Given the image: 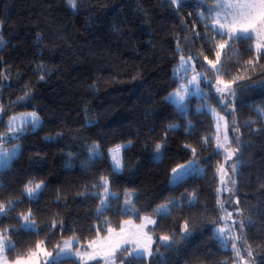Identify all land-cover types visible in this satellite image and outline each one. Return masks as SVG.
<instances>
[{"label":"trees","instance_id":"obj_1","mask_svg":"<svg viewBox=\"0 0 264 264\" xmlns=\"http://www.w3.org/2000/svg\"><path fill=\"white\" fill-rule=\"evenodd\" d=\"M75 3L73 8L68 0H0V134L8 133L16 114L36 112L41 118L39 127H26L19 140L0 138L4 146L19 145L10 166L0 170V201H12L14 208L0 216V224L9 229L16 253L39 240L50 241L48 250L72 236L86 243L96 238L97 226L101 237L107 234L105 220L119 230L123 221L156 215V208L172 201L170 215L163 220L157 215L152 260L132 264H232V250L214 231L222 223L216 169L224 163L215 145V120L199 108L202 101L192 94L189 78L174 72L182 54L193 56L200 69H206L205 56L215 58L221 36L204 5L199 0L179 8L168 0ZM255 42L230 41L221 55V74L225 80L246 77L233 84L243 159L235 192L245 241L254 263L264 264V52L255 69L244 63L255 59ZM182 85L191 93L183 111L169 100ZM96 145L100 155L93 157ZM117 145L129 147L122 149L123 168L113 172L110 149ZM185 145L197 149L203 172L174 183L172 169L193 159ZM102 176L119 198L98 218L100 200L94 194L102 193ZM30 182L42 183L36 198L25 195ZM132 192L138 214L129 215L124 199ZM29 210L39 235L20 227L17 218ZM53 221L56 227L50 228ZM185 221L190 234L183 231ZM162 234L172 236L174 246L159 242ZM14 254L7 252L10 261Z\"/></svg>","mask_w":264,"mask_h":264},{"label":"snow or ice","instance_id":"obj_2","mask_svg":"<svg viewBox=\"0 0 264 264\" xmlns=\"http://www.w3.org/2000/svg\"><path fill=\"white\" fill-rule=\"evenodd\" d=\"M69 4L75 8V0H68ZM201 4L204 5L207 12V19L211 20L213 25V30L221 36V40L215 45V58L208 59L207 56L204 59L210 66V69L215 73V85L216 92L220 94L221 102L224 105L226 111H228L233 117L235 115L234 108L230 107L231 98L235 97V90L233 89V84L237 80L245 79L244 75H237L229 80L223 78L221 55L225 48L229 47V42H236L240 40H255L254 50L256 52V57L254 60L250 59L245 61L247 68L255 69L258 65L260 54L264 51V0H216V3L212 6L207 4V0H200ZM170 5H175L179 8L184 0H168ZM203 15V13H202ZM181 68L186 74L189 70L194 69V64L190 63L192 57L189 56L185 60L184 56L180 57ZM246 68V70H247ZM206 79V75L203 73H197L191 77L187 82L188 85H195L197 91H199V80L201 78ZM43 79V77H41ZM191 95L189 88L182 85L181 88L177 89L170 97L169 100L177 106V108L183 111L186 107L185 97ZM2 110V109H0ZM214 112V110H212ZM217 117L216 122V136L214 137L217 154L223 155L224 163L217 166V174L219 175L220 182L223 187V191L231 192L233 189L228 187L229 181L226 180L228 177V169L225 168V164L232 160L238 148H232L230 145L232 141L228 136V121L224 116H219L214 113ZM264 115V112L261 113ZM40 123L39 116L35 113L22 114L21 116H13L9 119L7 127L8 133L0 134V138L7 136L10 140H19L23 132L25 131L26 125H31L34 129ZM233 131L239 132V128L235 125V119L233 118ZM170 128L176 127V125H170ZM222 131V135H221ZM209 137L203 138V142L207 143ZM236 140L237 145H239V136L233 137ZM99 146L96 145L92 149V155H100L96 149ZM129 147V145H117L110 149V156L112 161L113 172H119L123 168V156L122 149ZM189 148L193 159L189 160L186 164L178 165L172 169V180L174 183H179L185 180L187 177L202 173L203 169L200 167L198 160L196 159L197 149L191 145H185ZM162 148L161 144L156 145V152L159 153ZM222 150V151H221ZM19 151V145L16 146L11 152L5 150L2 145H0V170H3L10 166L11 160L16 156ZM242 164V156L239 161L232 163L229 167L233 174H235L237 169V164ZM232 185H235V180H230ZM99 187L102 188V193H95L96 198L100 200V205L97 208V216H103L107 210L111 209V200L118 199L116 193L110 191V181L107 176L100 177ZM42 190V183H36L34 186L31 182L25 185V195L30 198L38 197L40 191ZM190 203L195 202V194L193 193L190 197ZM219 203V201H218ZM239 203V200H236ZM220 207L223 209V204L220 203ZM13 202L8 201L7 204L0 201V216L7 217L12 211ZM155 213L161 217V220L167 215L171 214V208L168 204L160 205L156 208ZM241 214L242 209L238 210ZM124 212L126 214H138L135 205L132 202V193H126L124 199ZM228 218L232 217V213L229 212ZM17 219L21 220L20 227L28 233L39 235V229L32 218L31 210L26 214L22 213ZM156 220L150 216H145L139 225H134L131 220H125L119 226V230L112 228L110 226V221L105 220V231L106 235L100 236V228L95 227L96 238L87 241L86 244H81L79 238L72 236L68 239L62 240L60 243L53 245V251H48L47 243L45 240L36 241L32 247H27L25 251L16 253V245L8 237L9 229L4 228L0 224V264H62V261L66 259H76L82 264H89L90 261H96L97 264H117V260L124 264L125 259H128V264H132L133 260H144L146 257H152V237L145 231L149 225H156ZM251 225V220L247 222ZM50 228L56 227V222L53 221ZM232 227L235 229L239 228L240 234L237 235L234 231L231 235H224L226 229L218 228L216 229V236L220 239L221 243L225 248L231 246L235 251V255L239 260V264H249V261L244 258L241 253V248L237 247L235 243H231L233 240H240L243 238V230L245 227L244 220H232ZM155 228L152 229L155 232ZM183 231L190 234L189 223L185 221L183 224ZM11 232L15 234L17 229L13 227ZM158 241L163 243L165 247L174 246L175 241L173 237L167 234H162L157 237ZM167 242V243H165ZM76 244L77 250L73 252V245ZM83 248V251L79 249ZM12 251L14 254L11 261L8 260L7 252ZM245 251L248 257L253 256V252L246 245L245 241ZM119 253V255H117ZM157 255H159V248H157Z\"/></svg>","mask_w":264,"mask_h":264},{"label":"rangeland","instance_id":"obj_3","mask_svg":"<svg viewBox=\"0 0 264 264\" xmlns=\"http://www.w3.org/2000/svg\"><path fill=\"white\" fill-rule=\"evenodd\" d=\"M192 1L193 0H184V3L182 5H184V4L188 3V2H192ZM215 3H216V0H207V4L209 6H212ZM262 52H264V51H262ZM181 56H184L185 60H187V58L189 57V56H186L185 54H182ZM191 57H192V61L190 63L194 64V69L189 70L185 74L183 69L181 68V61H180L179 65L174 70L175 74L176 75H182L184 77H188L189 80L191 79V77L193 75H195L197 73H203V74L206 75V79L202 77L199 80V86H198L199 87V91H197V88H196L195 85H191L190 86L191 92H192L193 95H196L198 98L201 99L202 103H201L199 108L200 109H206L212 114V116H213V118L215 120V131H216L217 117H216V115H214V113L218 114L219 116H224L227 119L228 124H229L228 136H229V139L232 141L230 146L232 148H238V151L234 155L233 159L229 160L225 164V168L228 169V177H226V180L229 181L228 187H231L233 189V191H231V192L223 191L222 189H223L224 185H222L221 182H220V186H219V207H220V203H222L223 204V209L220 207L221 213H222V223L217 225V226H215L214 227V231H215V234H216V229L225 228L226 231H225L224 235H231L233 233V231L237 235H239L240 234L239 228L236 227L235 229H233V227H232V220L239 221V220L242 219L241 216H240V212L238 211L240 208H239V206L236 203V200H238V198H237L236 192H235L236 191V180H237L236 179V175H237L239 163L237 164V169H236L235 174L232 173L231 168L229 167L232 163L239 161L238 155H239V149H240V146H241V140H240L239 134L237 132L233 131L232 122H233V118L235 119V116L233 117L228 111L225 110L224 105L221 102L220 94L217 93L216 90H215L216 89V85L214 83L215 78H216L215 73H214L213 70L210 69V66L207 64V61L204 62V65L206 66V69H200L198 67V65H197L198 64L197 60L193 56H191ZM233 89H234V85H233ZM230 107L235 109V97L231 98ZM212 110H214V112ZM28 113H32V112H23V113L16 114L14 116L19 117L22 114H28ZM39 118H40V116H39ZM40 122H41V118H40ZM235 125L237 127L236 121H235ZM28 126H31V125L30 124L26 125V127H28ZM38 127H39V125L37 127H35L34 129H36ZM221 135H222V131H221ZM236 136H239V145H237L236 140L233 139V137H236ZM0 145H2V144L0 143ZM2 146H3V148L5 150L11 152L13 149L16 148L17 145H14L12 147H7V146H4V145H2ZM96 151L99 153L98 148L96 149ZM17 154H18V152H17ZM93 157H97V156H93ZM233 179L235 180V185H232L230 183V180H233ZM219 180H220V178H219ZM133 197H134V193L132 192V201H133ZM164 204H168L169 207L172 209V204H173L172 201L171 202H166ZM164 204H162V205H164ZM229 212L232 213V217L231 218H228L227 214ZM145 216H150V217H152L153 219H155L157 221V214L156 215H144V216L141 217V219L139 221L134 220L133 218H130L128 220H131L134 225H139L142 222L143 217H145ZM153 227H154V225H149L147 228H145V231L148 232V234L152 237L153 241H155L156 237H155L154 232L152 231ZM79 241H80L81 244H86L87 243V242L84 243L81 240H79ZM165 243H167V242H165ZM231 243H235L237 245V247L241 248V253L244 255V258L249 261V264H255L254 260H253V256L252 257H248L246 255L244 230H243V238L240 239V240L230 241V244ZM246 245L248 246L247 243H246ZM153 247H154V243L152 244V251H153V254H154ZM227 248L232 250V252H233L234 261H233L232 264H239V260H238V258L235 255V251L231 248V246H229ZM72 250H73V252H75L77 250L76 244L73 245V249ZM79 250L83 251L84 249L81 248ZM48 251H53V250H48ZM146 258L148 260H150V261L152 260V257H146ZM76 259H78V258H76ZM90 262H92V261H90Z\"/></svg>","mask_w":264,"mask_h":264}]
</instances>
